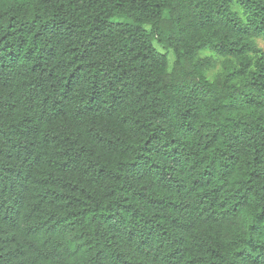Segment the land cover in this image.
Wrapping results in <instances>:
<instances>
[{
    "label": "trees",
    "instance_id": "1",
    "mask_svg": "<svg viewBox=\"0 0 264 264\" xmlns=\"http://www.w3.org/2000/svg\"><path fill=\"white\" fill-rule=\"evenodd\" d=\"M260 42L264 0H0V264H264Z\"/></svg>",
    "mask_w": 264,
    "mask_h": 264
},
{
    "label": "rangeland",
    "instance_id": "2",
    "mask_svg": "<svg viewBox=\"0 0 264 264\" xmlns=\"http://www.w3.org/2000/svg\"><path fill=\"white\" fill-rule=\"evenodd\" d=\"M260 45L264 48V43L263 42H260ZM221 70V65L220 63L217 64V67L213 70H210V73L209 74H214L215 72H218Z\"/></svg>",
    "mask_w": 264,
    "mask_h": 264
}]
</instances>
